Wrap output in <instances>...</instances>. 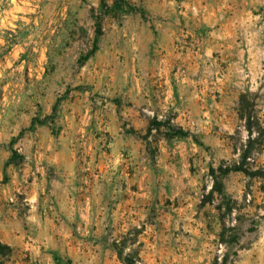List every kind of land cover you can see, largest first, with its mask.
<instances>
[{
    "label": "rangeland",
    "instance_id": "obj_1",
    "mask_svg": "<svg viewBox=\"0 0 264 264\" xmlns=\"http://www.w3.org/2000/svg\"><path fill=\"white\" fill-rule=\"evenodd\" d=\"M262 170L264 0H0V264H264Z\"/></svg>",
    "mask_w": 264,
    "mask_h": 264
},
{
    "label": "trees",
    "instance_id": "obj_2",
    "mask_svg": "<svg viewBox=\"0 0 264 264\" xmlns=\"http://www.w3.org/2000/svg\"><path fill=\"white\" fill-rule=\"evenodd\" d=\"M244 158H246L245 155L242 157V159H244ZM234 170L235 171H242L243 173L248 174V175H253V172H249L247 168H244L242 166L236 167V168H234ZM262 172H263L262 175L264 177V170H262Z\"/></svg>",
    "mask_w": 264,
    "mask_h": 264
}]
</instances>
